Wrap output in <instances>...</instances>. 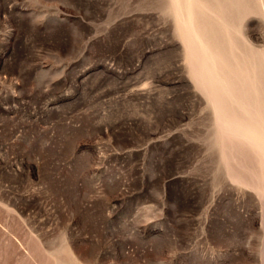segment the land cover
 Instances as JSON below:
<instances>
[{"label":"rangeland","instance_id":"1","mask_svg":"<svg viewBox=\"0 0 264 264\" xmlns=\"http://www.w3.org/2000/svg\"><path fill=\"white\" fill-rule=\"evenodd\" d=\"M227 1L201 19L263 80L264 0ZM182 30L171 0H0V264H264V161Z\"/></svg>","mask_w":264,"mask_h":264},{"label":"bare ground","instance_id":"2","mask_svg":"<svg viewBox=\"0 0 264 264\" xmlns=\"http://www.w3.org/2000/svg\"><path fill=\"white\" fill-rule=\"evenodd\" d=\"M242 1H227L226 6L232 9V19L240 11L242 13L245 11ZM223 5L225 4L218 9L215 7L217 17H223ZM171 6L175 11L179 26H182L181 35L196 65L193 73L194 79L199 83L202 81V84L205 82L202 86L203 90L214 104L216 111L220 113L218 115L220 124L226 127L228 135L240 133L243 141L253 145L264 161V79H256L257 76H255L254 80L250 77L251 71L248 73L245 57L241 58L242 64L237 62L235 65L230 64L236 58L234 52L237 49L233 45L235 43L230 40V25L234 24L233 21L227 23L222 20L223 24L221 23L218 29L211 24L208 25L207 21L201 19L203 13L208 11L206 9L208 7L202 0H171ZM211 10L213 9L209 8L208 12ZM215 29L226 38V41L221 42L218 47L214 46L211 41L209 42L207 37ZM249 56V54L246 56L248 60ZM254 66L260 68L264 66V55L256 56ZM234 104L237 107L239 105L240 108L231 109L228 115L224 113L221 115V112Z\"/></svg>","mask_w":264,"mask_h":264}]
</instances>
